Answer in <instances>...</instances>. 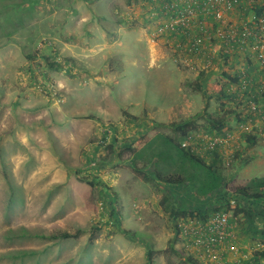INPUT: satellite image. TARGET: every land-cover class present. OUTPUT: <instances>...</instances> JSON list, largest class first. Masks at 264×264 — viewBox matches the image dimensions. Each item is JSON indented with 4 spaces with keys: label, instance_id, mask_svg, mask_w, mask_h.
Returning <instances> with one entry per match:
<instances>
[{
    "label": "rangeland",
    "instance_id": "1",
    "mask_svg": "<svg viewBox=\"0 0 264 264\" xmlns=\"http://www.w3.org/2000/svg\"><path fill=\"white\" fill-rule=\"evenodd\" d=\"M33 5L29 0L24 8ZM107 5L124 22L117 35L108 33L118 40L119 58L116 51L106 58L99 49L72 57L61 51L53 31L29 33V48L37 47L40 58L29 61L28 81L0 91V264H146V252L153 264H192L189 258L202 264L184 249L158 199L167 195L177 208L207 215L218 201L201 203L185 187L158 186L152 165L143 166L152 153L148 146L159 144L153 142L157 135L174 137L173 125L190 123L199 138L214 134L208 115L224 119L223 130L236 128L239 119L224 113L237 112V106L222 78L235 65L215 63L206 71L178 60L169 34L151 39L164 19H150L146 0H98L105 23ZM18 8L0 12L13 21L25 11ZM75 31L73 42L81 34ZM0 35L3 42L13 39L12 31ZM216 83L228 97L213 92ZM136 141L142 152L129 148ZM234 146L229 166L223 156L197 155L210 158L226 186L263 179L264 145L241 139ZM163 161L165 174L179 169L174 158ZM251 203L232 223H260L253 241L263 243L264 209ZM62 233L77 237L50 238ZM20 252L26 254L16 256Z\"/></svg>",
    "mask_w": 264,
    "mask_h": 264
},
{
    "label": "built area",
    "instance_id": "2",
    "mask_svg": "<svg viewBox=\"0 0 264 264\" xmlns=\"http://www.w3.org/2000/svg\"><path fill=\"white\" fill-rule=\"evenodd\" d=\"M146 2L150 6V19H164L163 24L154 27L151 39L169 34L178 60L187 65L195 63L206 71L213 69L215 63L219 67L227 63L241 64L234 73H229L237 80L230 82L226 89L236 101L238 125L233 131L223 130L205 138L195 134L186 142L188 147L196 154L223 156L225 165L229 166L236 155L234 145L241 139L253 137L264 145V0ZM230 13L237 18L231 19ZM222 195L224 200L217 193L199 201H218L216 204L224 201L228 212L219 211L205 219L196 216L177 223L184 249L193 251L202 264H222L215 261L214 252L231 237L232 220L236 217L232 213L238 208L248 211L252 204L232 193ZM263 249L262 242L254 243L253 252ZM260 262L264 264V258Z\"/></svg>",
    "mask_w": 264,
    "mask_h": 264
},
{
    "label": "crops",
    "instance_id": "3",
    "mask_svg": "<svg viewBox=\"0 0 264 264\" xmlns=\"http://www.w3.org/2000/svg\"><path fill=\"white\" fill-rule=\"evenodd\" d=\"M27 1L29 0H0V9L6 7L15 10L19 6V13L21 9H25L20 13L21 18L13 21L4 19V16H7L5 10H3V14L0 12V31H12L13 34V39L5 42L2 41L3 38L0 35V91L12 89L14 84H19L18 81H28L30 73L26 72L29 61L40 58V53L36 51L37 47L30 49L33 48L32 45L29 48V33L53 31L61 51L72 57L77 51H80V54L91 52L93 49L102 51L106 58L111 57L114 51L117 53L116 57H120V53L117 51L118 40L108 39V33L110 32L109 34L112 36L117 35L124 23L116 16L114 8L107 5L109 13L106 15L109 20H104L107 21L105 23L101 19L104 12L97 8L98 0L88 2L87 10H84L83 4L87 0H30L34 2L31 10L24 8ZM229 15L231 19L237 18L233 13ZM74 30H76L75 33L79 31L81 34L73 42L74 34L72 35V33ZM93 52L95 51L93 50L91 53ZM236 63H234L235 67L231 69V72L241 66ZM10 80H12V84ZM18 86H21V83ZM21 95L26 97L27 90H24ZM259 224L245 219V222L242 223L243 226L238 228L236 223H232L231 237L226 243L216 247L214 257L224 264H252L250 254L254 245L253 240L257 239L253 236L252 230H256L260 226ZM261 239L264 240V237Z\"/></svg>",
    "mask_w": 264,
    "mask_h": 264
},
{
    "label": "trees",
    "instance_id": "4",
    "mask_svg": "<svg viewBox=\"0 0 264 264\" xmlns=\"http://www.w3.org/2000/svg\"><path fill=\"white\" fill-rule=\"evenodd\" d=\"M52 66V65H50ZM202 75L198 78L201 81ZM222 78L224 80V84H228L230 82H236V78L229 76L228 74H222ZM200 89V85L196 86V90ZM213 92L217 94L219 98H226L225 96V87L222 84L216 83L213 87ZM226 116L228 115H235L236 119H240V116L237 112L231 111H224ZM207 119L210 122H213L211 126V130L216 133H220L224 129V119H213L211 116H207ZM196 132L195 127L190 124H177L173 125V134L174 137H165L162 135H157V139L153 142L159 140V144L156 145L157 147H153L152 145L148 146V149L152 151L151 156L148 158L147 162L144 164L143 168H147L148 166L152 165L153 170V182H155L158 186H178V187H185L186 191H188L194 197L199 199L203 198H211L215 194H219L220 197L223 198V193L227 195L231 192L233 195H238L243 199L253 202V204H258L264 209V178L260 180L251 181L250 184H246L240 187H232L226 186L224 178L217 166L213 163H208L209 157L208 155L202 154L203 156L197 155L191 147L182 146V143H186L190 137H193ZM152 142V143H153ZM247 144H254L256 143L253 137L246 138ZM141 143L136 141L132 143L129 148L135 152L142 150L139 148ZM140 149V150H139ZM141 157V153H139L136 158ZM174 158L176 164L174 168H179L177 172L170 174H165L164 171V163L168 166L166 162L163 160L166 158ZM213 159L214 156H212ZM211 157V158H212ZM212 159V160H213ZM210 160V161H212ZM132 168L135 172L141 173L142 169L136 167L135 163L132 164ZM142 177L149 181L148 176L145 174ZM152 180V178H151ZM225 191V192H224ZM158 206L159 208L168 215L171 221L175 223V227L177 229V223L181 220H186L188 218L194 217H201L207 218V212L204 211H196L194 209H187V208H177L173 200L167 196L163 195L158 199ZM211 213L219 212V211H227L229 210L228 205L222 203H218L215 207L209 209ZM247 211L242 210L240 208L236 209L232 215L238 216L243 215ZM178 235L180 237L179 231L177 229ZM124 234H127V231H123ZM75 238L77 237L76 234L70 233H62L60 235H53L50 238L55 239L57 241L61 239L67 238ZM264 245V242H263ZM26 253L20 252L17 253L16 256L22 257ZM252 264H260L261 259L264 258V249L252 252ZM146 264H153V260L151 257V252H146ZM189 262L192 264H199L195 260L189 258Z\"/></svg>",
    "mask_w": 264,
    "mask_h": 264
}]
</instances>
